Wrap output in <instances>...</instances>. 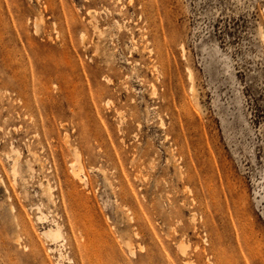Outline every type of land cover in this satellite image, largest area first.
Masks as SVG:
<instances>
[{
  "label": "rangeland",
  "instance_id": "374dc122",
  "mask_svg": "<svg viewBox=\"0 0 264 264\" xmlns=\"http://www.w3.org/2000/svg\"><path fill=\"white\" fill-rule=\"evenodd\" d=\"M58 263L264 264V0H0V264Z\"/></svg>",
  "mask_w": 264,
  "mask_h": 264
},
{
  "label": "bare ground",
  "instance_id": "6f19581e",
  "mask_svg": "<svg viewBox=\"0 0 264 264\" xmlns=\"http://www.w3.org/2000/svg\"><path fill=\"white\" fill-rule=\"evenodd\" d=\"M36 31V30H35ZM83 37H85L84 36V34H82V38ZM189 76H193V72H192V69H190L189 68ZM153 86V85H152ZM192 88V87H191ZM154 90H155V87L153 88ZM193 89V88H192ZM192 92V91H191ZM154 93H155V91H153V95H154ZM151 95V94H150ZM13 169L15 170V164H14V167H13ZM34 170V169H33ZM32 170V171H33ZM43 189L45 190V192H48V193H50L51 192V189H52V186H50V185H47V186H45V187H43ZM52 196V195H51ZM41 219V218H40ZM60 229H61V227L60 226H57L56 228L55 227H51V228H49V229H47L46 231H45V235H46V237L49 239V240H53V239H58L59 237H60V235H61V233H60ZM183 242H181V244L179 243V245H180V250L181 251H183V249L185 248V247H182V245L184 244H182ZM129 249H130V247H129ZM130 251V250H129ZM184 252V251H183ZM133 252H131V254H132ZM189 263V262H188ZM59 264V263H58Z\"/></svg>",
  "mask_w": 264,
  "mask_h": 264
}]
</instances>
